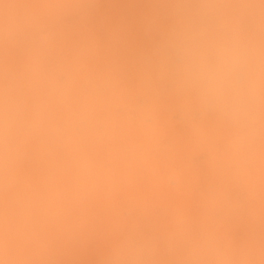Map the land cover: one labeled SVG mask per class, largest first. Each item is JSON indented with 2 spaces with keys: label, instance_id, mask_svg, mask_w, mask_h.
<instances>
[{
  "label": "bare ground",
  "instance_id": "obj_1",
  "mask_svg": "<svg viewBox=\"0 0 264 264\" xmlns=\"http://www.w3.org/2000/svg\"><path fill=\"white\" fill-rule=\"evenodd\" d=\"M238 29L257 49L260 117L254 140L252 126L233 112L227 94L206 101L179 67L185 51L204 54L236 37ZM66 175L93 203L134 208L135 216L127 217L132 222L139 210L150 209L156 219L151 212L163 206L168 214H160V206L153 214L162 217L156 246L147 232L156 264H170L171 250L179 264H264V0H0V187L10 184L0 190V264H43L50 230L58 228L57 237L62 230L65 197L82 193H73V182L67 192ZM193 208L197 213L190 215ZM71 215L63 220L77 219ZM122 223L134 231L121 226L130 233L118 236L126 244L117 259L125 261L138 251L128 242L146 235L148 226ZM111 227L106 235L114 234L113 241ZM148 236L138 238L146 241L144 248ZM208 236L216 239L208 243ZM109 240L104 248L109 242L117 250L118 239L117 245ZM105 252V258L113 253Z\"/></svg>",
  "mask_w": 264,
  "mask_h": 264
},
{
  "label": "rangeland",
  "instance_id": "obj_2",
  "mask_svg": "<svg viewBox=\"0 0 264 264\" xmlns=\"http://www.w3.org/2000/svg\"><path fill=\"white\" fill-rule=\"evenodd\" d=\"M56 23H57V22H56ZM47 25H48V24H47ZM46 29H47V27H45V30H46ZM16 32H17V33L19 32V34H18V37H19V35H20V31H19V30H18V31L16 30L15 33H16ZM17 33L15 34L16 36H17ZM40 35H42V37H43V34H42V33H41ZM40 35H38V38L41 37ZM11 90H12V89H11ZM12 91H13V90H12ZM14 91H15V88H14ZM3 176H4V174H3ZM1 177H2V176H1ZM63 179H64L63 181H65V183H66V184H64V185H67L66 188H68V186H70V187H69V189H70V188L73 187L74 185L77 186V188H75L76 186H74V188H71L72 190H74V189L76 190V191H73L74 194H78V193H77V189H78V190H79V189L82 190V189L80 188V186L78 187V185H79L80 183H79L77 180L75 181L76 183L73 182V181L71 180V181L73 182V184H74V185H73L72 182H70V180H69V179H73V178H71V177L69 178V176L66 175V176H64ZM61 182H62V180H61ZM77 182H78V183H77ZM71 184H72V185H71ZM5 185H6V184H5ZM5 185H4L2 188L0 187V190L3 189L4 187H6V191L9 190L8 188H10V184L8 183V186H9V187H7V186H5ZM64 185H63V183H61L60 186H63V187H64ZM64 188H65V187H64ZM58 189H60V188H58ZM69 189H66V190H67V192L70 191V194H71V191H72V190H71V189L69 190ZM61 190H62V187H61ZM80 190H79V192H80ZM4 191H5V190H2V192H4ZM64 191H65V189H64ZM64 191H63V192H64ZM55 192H56V193L59 192L58 195H59L60 200H61L62 197H63L64 195L61 194L60 190H59L58 192L55 190ZM63 192H62V193H63ZM56 193H55V194H56ZM65 193H66V192H65ZM83 193H84L85 196L82 195ZM52 194H53V193H52ZM55 194H53V195H55ZM56 195H57V194H56ZM56 195H55V196H56ZM58 195H57V196H58ZM61 195H62V196H61ZM66 195H67V193H66ZM79 195H80V196H83V197H85V198L87 197V200L84 199L83 197H80ZM86 195H87V194L82 190V193H81V194H78L76 197H75V195H73V197H72V195H69V193H68L67 197H65V199L68 198V199H67V203H69V207L67 206L68 204L64 201V202L66 203V204H65L66 207H68V208L64 209L65 212L62 211L63 214L61 213V216H62V224H63V225L60 226V227L62 228V230H61V229H60V230H61V233H63V230H64V231L66 232V234H65V232H64L63 234L60 233L61 236L58 234L59 236L57 237V236H56V235H57V232H60V231H58V228H56L55 230H50V231H51V235L48 236V237H49V240L46 241V242H48V243L45 244V246L43 247V252H42L43 258L46 259L47 261H45V260L42 258V256H40V259H41V258L43 259V261H42L43 264H45V263H46V264H51V263H52V264H61V260H62V261H64V260H65V261H67V260L69 261V263L64 261L63 264H78V262H79V264H85L86 262H87L88 264H90V263H92V264H93V263H95V264H96V263H97V264H99V263H100V264H101V263H103V264H111V263L113 262V264H114L115 257H116V260H115V261H117V260L120 259V258H119L120 255H118V252H119L118 248H121L120 252L123 253L122 250H124V248L122 249V247H123V246L125 247L126 241H125L124 245L121 246L120 243H119V241L121 240V238H120V237L118 238V236L120 235L121 237H123L122 235H124V233H125V235L130 234V233H128V234L126 233L125 229H126L128 226H126V228H125V227H124L125 223H122V222H126V225L130 223V221L132 220V218H130V219H131V220H130V219L127 218V217L133 213L134 208H132V209H129V208H128V209H127V208L122 209V208H124L123 206H119V207H117L116 204H115V202L113 201L112 204H115V206H116L118 209L115 210L116 207H114V205H112V208H111L110 205H109V203H108L109 207L111 208V209L109 210L108 207H107L108 205H106L107 203H103V202H101V203H97L98 199H97V201L95 200L94 203H93L92 200H94V199H93V198L90 199L91 196H89V195L86 196ZM57 196H56V197H57ZM68 196H69V197H68ZM70 196H71V197H70ZM78 196H79V197H78ZM59 197H57V198H59ZM77 197H78V199L80 198L81 200H76ZM69 198H70V199L73 198V199H75L74 201H77V202H78V201L82 202V203H80V204H82L83 206H86V207H83V206H81L80 204H78L79 202H78V203L76 202V203L74 204L73 199H71L72 202H73V203H72V202L69 200ZM54 199H55V198H54ZM63 199H64V198H63ZM56 200H58V199H56ZM82 200H84V202H83ZM88 200H89V201H88ZM58 201H59V200H58ZM58 201H57V202H58ZM61 201H62V200H61ZM69 201H70V202H69ZM85 201H86L87 203H86ZM100 201H101V200H100ZM59 203H61V202H59ZM70 203H72V204H70ZM84 203L87 204V205H84ZM95 203H97V205H98L99 208L97 207V205H96ZM154 203H155V202H153L152 204H153V205H156V206L158 205V204H156V203L154 204ZM62 204H63V203H62ZM62 204H61V206H62ZM89 204H90L92 207H94V206L96 205V207H97L98 209H97L96 207L94 208L95 210H94L92 207H90V209H89V206H90ZM117 204H118V203H117ZM72 205H73V206H72ZM75 205H77V206H75ZM93 205H94V206H93ZM100 205H101V206H100ZM102 205H104V206H102ZM105 205H106V206H105ZM131 205H132V204H131ZM131 205H129L130 208L132 207ZM153 205H152V207H154V209H156V208H155L156 206H153ZM63 206H64V205H63ZM70 206H71L72 208H71ZM74 206L76 207V209H75ZM78 206H79V207H78ZM124 206H126V205H124ZM159 206H160V208H159ZM73 207H74V208H73ZM81 207H82V209H81ZM105 207H107V209H105ZM120 207H122V208H120ZM127 207H128V206H127ZM69 208H70L71 210H70ZM77 208H79V209H77ZM87 208H88V209H87ZM91 208H92V209H91ZM119 208L122 209V211L119 210ZM158 208H159L160 211H161L160 214H163V213H167V212H168V211H166V210H164V211L162 212V210L165 209V208H163V206L161 207V205H158L157 209H158ZM181 208H182V207H181ZM68 209H69V210H68ZM100 209H101V210H100ZM103 209H105V210H103ZM113 209H114L115 211H114ZM126 209L129 211V213L126 211ZM154 209H153V210H154ZM157 209L154 210V213H155V211H157ZM182 209H183V208H182ZM73 210L76 211V213H75ZM89 210H90V211H89ZM92 210H93V211H92ZM123 210H124V211H123ZM130 210H132V211H130ZM153 210H151V211H153ZM180 210H181V209H180ZM194 210H195L196 212H194ZM197 210H198V209H196V208L194 209V208H193V209L191 210L192 214H191V212H190V215H193L194 213L196 214V213H197ZM69 211H71V212H69ZM77 211H78V212H77ZM79 211H81V212L79 213ZM102 211H103V212H102ZM106 211H108V213H107ZM112 211H114V212H112ZM120 211H121V214L119 213ZM149 211H150V209H149L148 211H147V210H145V211H141V210H139V212H138L139 214L136 213V214H138L139 216H136L137 219H136L135 217H133V222H134V221L137 222L138 220H142V221L144 222L145 226L147 225V226L150 228V229H148V227L145 228V229H147V231H145V233H147L148 230H150V232H152V233L154 234V235L152 234V236H150V237L152 238V237L154 236L155 240H153L154 238H153V239L149 238L148 235H151V234H148V233H147L146 235L142 234V235H140V237H137V236H138L140 233H142V232L140 231V232L138 233V235H137V232H135V234L137 235V236H136L137 238H135L134 240H132V242H131V245H132V246H130V241H131L130 239H131V236L129 235L130 238L128 237V238H129L128 241H129V240H130V241H129L128 243H129V247H130V249H131V248L133 249V247H135V245H136V247H138V251H139L140 254H137L138 251L135 252L134 250H136V249H134L131 253H134V252H135L136 254L134 253V255H133V254H131V253H128V254H127L128 256L125 254V255L127 256V257L125 258V261H126V260H130V261H132V260H136V259H137L136 261H137L138 263L143 262L142 264H156L155 262H156V260H158V257H156L155 255L153 256V247H155L156 244H157V243L155 244L154 241H157V242H158V240H159L158 232H159L160 221L162 222V217L160 216V217H161V220H157L158 215H157V214L153 215L154 213L151 212V215H152V216H157V218L155 219V217H151V216H149L150 214H147V213H149ZM165 211H166V212H165ZM188 211H189V209H188ZM220 211H221V210H220ZM72 212H73V216L71 215ZM84 212H85V214H84ZM92 212H93V213H92ZM96 212H97V213H96ZM100 212H101V213H100ZM109 212H111L112 214L109 213ZM116 212L118 213V216L116 215V214H117ZM122 212H123V213H122ZM130 212H132V213L130 214ZM136 212H137V211H136ZM157 212H158V211H157ZM157 212H156V213H157ZM180 212H181V211H180ZM182 212H183V211H182ZM68 213H69V214H68ZM74 213H75V214L78 213V214H77L78 216H77V217L74 216V215H75ZM81 213H82V214H81ZM86 213H87V215H86ZM95 213H96V215H95ZM113 213H114V214H113ZM115 213H116V214H115ZM126 213H127V214H126ZM158 213H159V212H158ZM185 213H186V212H185ZM185 213H183V214H185ZM221 213H222V211L220 212V215H221ZM67 214H68V216L71 215V217H75V218H77V219H76V220L74 219V221H73V219L69 217V220L71 219L73 222H72V221H69V220H66V219H68ZM79 214H81V215L84 214V216H80ZM97 214H98V215H97ZM100 214H101V215H100ZM104 214H105V216H107V215L109 214V215H108L109 217H108V216L105 217ZM128 214H129V215H128ZM133 214H134V216H135V212H134ZM133 214H132V215H133ZM167 214H168V213H167ZM177 214H178V212H177ZM65 215H66V216H65ZM85 215H86V216H85ZM91 215H92V216H91ZM93 215H95L96 217H95V216L93 217ZM99 215H100L101 217H100ZM102 215H103L104 217H103ZM119 215H121V216H123V217L120 218ZM178 215H179V214H178ZM188 215H189V213H188ZM79 216H80V218H79ZM87 216H90V217H87ZM97 216H98V217H97ZM125 216H126V217H125ZM164 216H165V215H164ZM179 216H181V215H179ZM65 217H66L65 221H67L68 223H67V222L64 223L65 221H64L63 219H64ZM84 217H87L88 220H87V218H84ZM110 217L113 218L112 220H116L115 223H117V225H115V226L118 227L119 230H118L116 227H114V226L111 227V225H109V223L112 224V222H114V221L111 220ZM115 217H116V218H115ZM138 217H140L141 219L138 218ZM181 217H183V216H181ZM184 217H185V215H184ZM222 217H223V216H222ZM222 217L220 216V218H222ZM81 218H82V219H81ZM89 218H90V219H89ZM93 218H94L95 221H93ZM99 218H102L103 220H102V219H99ZM104 218H105V220H104ZM107 218L110 219V222H109V221H106ZM125 218H127V219H125ZM179 218H180V217H179ZM179 218H178V219H179ZM60 219H61V218H60ZM91 219H92V220H91ZM97 219H99V220L97 221ZM117 219H118V221H117ZM121 219H123V220H121ZM182 219H183V218H182ZM90 220H91V221H90ZM119 220H120V223H121V224L119 223ZM124 220H125V221H124ZM220 220H221V219H220ZM75 221H76V222H75ZM87 221H89V222L87 223ZM92 221H93V222H92ZM99 221H100V222H99ZM111 221H112V222H111ZM127 221H128V222H127ZM158 221H159V222H158ZM183 221H184V219H183ZM71 222H72V223H71ZM102 222H103V223H102ZM104 222H105L106 224H105ZM107 222H108V223H107ZM131 222H132V221H131ZM133 222H132V223H133ZM138 222H139V223H137V224H138L137 226H136V224H134V226L136 227V229H137V228H140V227H141V224L143 223V222L140 223L141 221H138ZM69 223H70V224H69ZM84 223H85V224H84ZM92 223H93V224H92ZM96 223H99V224H98V228H97V226H95ZM118 223H119V224H118ZM134 223H135V222H134ZM66 224H68V225L66 226ZM73 224H74V227H73ZM86 224H88V225H86ZM101 224H102V225H106V226H105V227L103 226V227H104V228H103L102 226H99V225H101ZM123 224H124V225H123ZM70 225H71V227H70ZM89 225H90V226H89ZM91 225H92L93 227L95 226V227H94L95 229H94ZM113 225H114V224H113ZM130 225H131V223H130ZM220 225H221V224H220ZM239 225H240V223L237 224V228L239 227V228L242 229V227H240ZM76 226H77V227H76ZM83 226H84V227H83ZM121 226H122V228H123V227L125 228L124 231H120V230H121ZM131 226H133V225H131ZM134 226H133V227H134ZM142 226H143V225H142ZM245 226H246V225H245ZM89 227L93 228V229H92L93 231L91 230V228H90V230H89ZM110 227H111V230L114 228L113 233H116V234H117L116 237H114L115 239H118V240L116 241L117 244H118V246H117V250L114 249V246L112 247V249H110L112 245H111L110 248H109V245H110L109 242H108V244H107L108 249H107V248H104V246H106L105 244L107 243L106 240H108V238H110L109 241H110L111 244L115 243V239L113 240L114 242L111 241V240H112L111 238H112V236H113L114 234L111 235L110 237H109V235H106V234H108V233L111 234ZM243 227H244V226H243ZM70 228H71V229H70ZM76 228H77V229H76ZM78 228H79V229H78ZM96 228H97V230H96ZM102 228H103V230H102ZM115 228H116V230H115ZM129 228H130V227H128L127 229H129ZM131 228H132V227H131ZM131 228H130V229H131ZM220 228H221V227H220ZM66 229L70 230L71 233H70V232L68 233V232L66 231ZM74 229H75L76 231H75ZM127 229H126V230H127ZM235 229H236V228H235ZM87 230H89V232H87ZM95 230H96L97 232H94ZM105 230H108V231H110V232L105 231ZM134 230H135V228H134ZM138 230H142V229H138ZM143 230H144V229H143ZM72 231H73V232H72ZM79 231H80V232H79ZM82 231H83L84 233H83ZM90 231L92 232V234H93L94 236L91 234ZM99 231H100V232H99ZM102 231H103V232H102ZM104 231H105V232H104ZM114 231H115V232H114ZM116 231H117V232H116ZM136 231H137V230H136ZM235 231H238V234L242 233V232H240V230H237V229H236ZM122 232H123V233H122ZM127 232H131V233H132V232H134V231L131 229V231L128 230ZM239 232H240V233H239ZM76 233H77V234H76ZM85 233H86V234H85ZM87 233H88V234H87ZM96 233H97V237H98V238H100L99 236H101V237L104 236V239H105V240L102 239V240H104V241H103V242H102V240L100 241L101 238L98 239L97 237H95V234H96ZM98 233H99V234L101 233V234H103V235H101V234L98 235ZM104 233H105V234H104ZM118 233H120V234H118ZM121 233H122V235H121ZM49 234H50V233H49ZM67 234H69V235H67ZM89 234L92 235V236H90ZM132 234H133V233H132ZM132 234H131V235H132ZM234 234H237V233L234 232ZM234 234H233V237L235 236ZM79 235H80V236H79ZM86 235H88V236H86ZM84 236H85V239L82 241L81 239H82ZM89 236H90V237H89ZM106 236H107V238H105ZM114 236H115V235H114ZM132 236H133V235H132ZM134 236H135V235H134ZM134 236H133V238H134ZM142 236H144V237H143L144 239H145V236H146V237L148 236L149 239L146 238V240H150V239H151V242L148 241L149 244L147 243V244L149 245V246L147 245V248L142 247V245H143L144 243L146 244V241H145V242L142 241L143 239H142V240L140 239L141 242H142V244H140L141 242H140V240H139L138 238H141ZM218 236H219V235H218ZM236 236H237V235H236ZM238 236H240V235H238ZM242 236H243V233H242ZM61 237H63V239H60ZM77 237H78V238H77ZM86 237H87L88 239L90 238V240L86 239ZM94 237H95V239H93ZM211 237H212V236H211ZM216 237H217V235H216ZM65 238H66V240H65ZM72 238H73V239H72ZM125 238H126V237H125ZM207 238L210 239V241H208V239H206V241H208V243H210V242L212 241V238L216 239L214 236H213L212 238H210V237L208 236ZM217 238H218V237H217ZM239 238H240V240L242 241V237H239ZM59 239H60V240H59ZM78 239H79V240H78ZM119 239H120V240H119ZM214 239H213L214 243H213V242H212V243L215 245V243H216L215 241H216V240H214ZM218 239H219V238H218ZM218 239H217V240H218ZM236 239H237V238H236ZM63 240H64V241H63ZM91 240L93 241L94 244L97 242L95 246H93V245H94V244H93L92 247H91V245L89 244V243H92ZM122 240H124V239L122 238ZM126 240H127V239H126ZM137 240H138V241H137ZM152 240H153V244H155V246L152 244ZM221 240H222V239H221ZM237 240H238V239H237ZM58 241H59V242H58ZM65 241H66V242H65ZM70 241H72L73 243H71ZM86 241H87V243H85ZM95 241H96V242H95ZM105 241H106V242H105ZM241 241H240V243H242ZM64 242H65V244H64ZM69 242L72 244V246H73V245H74V246L77 245V246H75V247L73 246V248H72L71 244H68ZM74 242H75V243H74ZM76 242H77V244H76ZM79 242H80L81 244H80ZM88 242H89V243H88ZM120 242H121V241H120ZM218 242H220V240H219ZM44 243H45V242H44ZM44 243H43V245H44ZM54 243H56V244H54ZM57 243H58V244H57ZM99 243L102 244V245H101L102 247H101L100 249H98V247H96ZM134 243H135V244H134ZM221 243H222V241H221ZM221 243H220V244H221ZM226 243H227V241H226ZM240 243H239V244H240ZM48 244H49V245H48ZM84 244H85V245H84ZM115 244H116V243H115ZM115 244H114V245H115ZM117 244H116V245H117ZM122 244H123V243H122ZM145 244H144V246H145ZM205 244H206V243H205ZM46 245H48V247H47ZM53 245H54V247H57L58 253L61 254L63 258H60L61 256L59 257V255L57 256V254H58V253H57V250H56V248H53ZM62 245H63V248H64V249L62 248ZM65 245H67V246H65ZM69 245H70L71 248L69 247ZM116 245H115V246H116ZM119 245H120V247H119ZM133 245H134V246H133ZM152 245H153V247H152ZM206 245H207V244H206ZM214 245L211 244L210 247H214ZM225 245H226V244H225ZM49 246H50V248H49ZM58 246H59L60 248H59ZM87 246H88V247H87ZM98 246L100 247V245H98ZM157 246H158L157 248H161L160 245H157ZM207 246H208V245H207ZM207 246H205V247H207ZM217 246H218V244L216 243V246H215V247H217ZM219 246L221 247V245H219ZM219 246H218V247H219ZM223 246H224V245H222V247H223ZM226 246H228V244H227ZM241 246H242V245L240 244V247H241ZM67 247H69V248H67ZM83 247H84V249H83ZM126 247H127V246H126ZM136 247H135V248H136ZM145 247H146V246H145ZM215 247H214V248H215ZM224 247H225V246H224ZM76 248H77V249L79 248V249H78L79 251L76 250ZM80 248H81V249H80ZM86 248H87L89 251L93 252V253L90 252V254H89V251H88V250L86 251ZM95 248H96V249H95ZM102 248H103L105 251H106V249H107V252L104 251V252H105V255H106V254H110L109 252H112V251H113V253H112L110 256L108 255V258H105L104 255L102 256V253L104 254V252L102 251ZM115 248H116V247H115ZM162 248H163V247H162ZM207 248H208V247H207ZM227 248H228V247H227ZM227 248H226V249H227ZM60 249H62V250H60ZM65 249H66V250H65ZM72 249H74V250H72ZM82 249L84 250L83 252H82ZM94 249H95L96 251H98V253H101V251H102V253L100 254V255H101L100 257H99V254H97V255H98V256H97V255L94 253V252H96ZM109 249H110V251H109ZM132 249H131V250H132ZM208 249H209V250H212L211 248H208ZM236 249H237V248H236ZM238 249H239V248H238ZM48 250H49V251H48ZM92 250H94V251H92ZM100 250H101V251H100ZM114 250H115L116 253L114 252ZM155 250H156V249L154 248V252H155ZM217 250L220 252V248L217 249ZM59 251H60V252H59ZM62 251H63V253H64V251H66V252H65L64 254H62ZM68 251H69V252H68ZM71 251H72V252H71ZM75 251H76V252H75ZM80 251H81V252H80ZM108 251H109V252H108ZM125 251L129 252L128 249H126V248H125ZM151 251H152V252H151ZM156 251L158 252V249H157ZM165 251H166V249H165ZM169 251H170V250H169ZM171 251H172V250H171ZM171 251H170V254H171L170 256H172V257H170V256L168 255L169 253H168V254H165V255L167 256V258H168V256H169L170 259L173 258V261H171L170 259H167V261L169 260V262L171 261L170 264H174V261H176V260H174L175 257H173V256H174L173 254H175V253L172 254ZM214 251H216V249H214ZM44 252H45V253H44ZM48 252H49V253H48ZM53 252H54V253H53ZM70 252H71V253H70ZM78 252H79V258H78ZM157 252H155V253H157ZM209 252H210V251H209ZM47 253H48V254H47ZM66 253H67V254H66ZM68 253H69V255H68ZM73 253H74V254H73ZM84 253H85V254H84ZM96 253H97V252H96ZM114 253H115V254H114ZM151 253H152V254H151ZM162 253H163V250H162ZM164 253H165V252H164ZM164 253H163V254H164ZM46 254H47V255H46ZM50 254H52L53 256H51ZM55 254H56V255H55ZM80 254H81V255H80ZM87 254H89V255H87ZM157 254H158V253H157ZM157 254H156V255H157ZM163 254H161V255H163ZM72 255H73V256H72ZM82 255H83V256H82ZM84 255H86V256H84ZM91 255H92V256H91ZM94 255H95V257H94ZM115 255H116V256H115ZM123 255H124V253H123ZM136 255H137V256H136ZM161 255H159V257H160ZM176 255H177V254H175V256H176ZM48 256H49L50 258H49ZM68 256H69V257H68ZM71 256H72L73 259L71 258ZM75 256H76L77 259L75 258ZM81 256H82V257H81ZM106 256H107V255H106ZM113 256H114V257H113ZM133 256H134V257H133ZM166 256H165V257H166ZM177 256H178V255H177ZM47 257H48V258H47ZM51 257H52V258H51ZM57 257H59V259H58ZM86 257H87V258L89 257L91 260H89V258H88L87 261H84V260L81 261L83 258L86 260V259H87ZM91 257H94V258L92 259ZM96 257H97V259H96ZM101 257H103V258L101 259ZM109 257H113V258L110 259V262H109ZM124 257H125V256H124ZM130 257H131V259H130ZM132 257H133V258L136 257V258H135V259H132ZM162 257H164V256H162ZM68 258H69V259H68ZM99 258H100V259H99ZM117 258H119V259H117ZM176 258H177V257H176ZM180 258H181V257L179 256V258H177V259H180ZM60 259H61V260H60ZM63 259H64V260H63ZM94 259H96V260H94ZM105 259L107 260V262L105 261ZM163 259H164V258H163ZM181 259H182V258H181ZM50 260H51L52 262H51ZM93 260H94V262H93ZM111 260H113V261L111 262ZM122 260H123V258H121V260H119L118 263H119V264H122V263H123V264H132V262H134V263L136 262V261H132V262L130 263V262L126 261V262H128V263H124L125 261L123 260V261H124V262H123ZM70 261H71V262H70ZM100 261H104V262H106V263H104V262H100ZM181 261H182V260H181ZM39 262H40V261H39ZM48 262H49V263H48ZM54 262H55V263H54ZM59 262H60V263H59ZM74 262H75V263H74ZM98 262H99V263H98ZM137 262H136V263H137ZM179 262H180V261L177 260L175 263H176V264H179ZM182 262H183V261H182ZM182 262H181V264H182ZM87 263H86V264H87ZM118 263H116V264H118ZM136 263H135V264H136Z\"/></svg>",
  "mask_w": 264,
  "mask_h": 264
},
{
  "label": "clouds",
  "instance_id": "obj_3",
  "mask_svg": "<svg viewBox=\"0 0 264 264\" xmlns=\"http://www.w3.org/2000/svg\"><path fill=\"white\" fill-rule=\"evenodd\" d=\"M179 67L187 70L206 101L227 94L233 112L252 126L250 138H256L260 117L259 72L257 49L251 38H243L238 29L236 37L204 54L185 51Z\"/></svg>",
  "mask_w": 264,
  "mask_h": 264
}]
</instances>
